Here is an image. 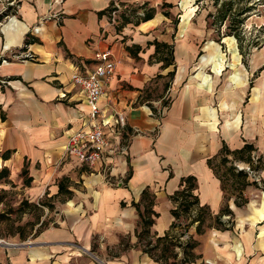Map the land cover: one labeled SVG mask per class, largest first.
Listing matches in <instances>:
<instances>
[{
    "label": "crops",
    "instance_id": "0c3cea01",
    "mask_svg": "<svg viewBox=\"0 0 264 264\" xmlns=\"http://www.w3.org/2000/svg\"><path fill=\"white\" fill-rule=\"evenodd\" d=\"M18 1L0 21V152L10 151L0 169L22 181L26 168V197L50 199L56 224L11 255L9 264H162L137 244L141 222L132 202L144 188L154 193L152 230L162 235L175 221L169 196L193 176L199 204L217 214L225 195L209 159H217L223 144H253L264 169L263 79L261 91L244 83L237 44L229 51L235 63L226 66L223 42L207 38L203 18L195 24L189 13L172 25L171 1H164L171 4L167 14L155 11L139 23L134 16L123 22L119 13L111 22L108 9L117 0ZM28 34L35 40L24 45ZM155 41L172 46L168 65ZM105 50L115 68L99 100L102 120L123 114L127 150L89 165L64 154L68 137L92 124L71 74L81 64L93 66ZM231 66L237 68L229 75ZM60 180L68 197L57 195ZM252 186L243 191L244 205L226 199L231 229L189 230L197 245L188 264H264V187Z\"/></svg>",
    "mask_w": 264,
    "mask_h": 264
},
{
    "label": "rangeland",
    "instance_id": "374dc122",
    "mask_svg": "<svg viewBox=\"0 0 264 264\" xmlns=\"http://www.w3.org/2000/svg\"><path fill=\"white\" fill-rule=\"evenodd\" d=\"M164 1L174 2L173 6H176V9L172 8L174 11L169 17L172 25H177L180 17L189 15V13L195 24L200 18L204 19V25L210 30L207 38L214 42H223L222 45L227 58L225 60L226 66L235 63L236 56L234 54L233 58L232 53L229 51H231L232 46L240 43L242 54H240L241 62L238 67L243 64L247 69L246 72L243 71L245 72V79H247L244 83L249 87L256 86V91H261L258 84L261 83L259 78H262L263 83L261 85L264 86V0H216V2L215 0H159L158 3L156 0H117V4L121 10L137 9L143 12L154 7L155 11L165 13L171 8L164 4ZM227 1H230V4L224 6L223 4ZM18 3V0H0V15L6 18L8 14L14 13ZM218 8L225 11L227 15L221 23H219L221 13L216 12ZM239 19H242V23H238ZM229 31L238 34L239 39L234 38L232 35H226ZM231 67L229 75L232 71L235 72L237 68ZM239 77L241 78L240 73ZM249 90L251 91V89ZM153 93L154 95L158 94L155 91ZM248 96L249 94L246 93L245 99ZM256 153L257 156H263L258 151ZM214 162L218 167V171L222 173L225 166L220 164L219 158ZM237 164L239 166L245 165L241 162ZM253 175L257 182L252 188L259 190L264 187V169L262 168L258 172L255 171ZM20 176L22 181L19 178H0V264H6V262L9 264L11 255L23 251L24 245L21 244L29 243L40 231L56 224L54 204L45 196L37 200L26 197L22 185L26 175L20 174ZM227 187L228 193H232V187L229 185ZM40 202L48 203L49 206L41 205ZM198 212V206H192L189 213L181 212V216L177 220L179 225L174 229L175 234H180L185 229L188 230L179 238L183 243L182 245L188 239L189 230L196 225L194 223L192 226H187L186 223L190 220V217L196 216ZM209 221L210 219L206 218L204 224ZM175 251L178 252L177 257L175 259L169 257V262H178L183 256L182 248L176 247Z\"/></svg>",
    "mask_w": 264,
    "mask_h": 264
},
{
    "label": "trees",
    "instance_id": "16d2710c",
    "mask_svg": "<svg viewBox=\"0 0 264 264\" xmlns=\"http://www.w3.org/2000/svg\"><path fill=\"white\" fill-rule=\"evenodd\" d=\"M164 4L171 6L169 3ZM228 4H230V1L225 2L223 5L226 6ZM216 12L218 14L221 13V17L219 19V23H221V21L225 20L227 16L226 12L219 8L216 9ZM154 14V7H151L143 12H140L137 9H122L119 11V18L124 22L129 21L131 16H134L136 18L134 22L139 23L141 21L144 22L151 19ZM165 14H167V12H165ZM2 18L3 15H0V21ZM238 23H242V19H239ZM226 35H232L234 38L239 39L238 34L231 33L230 31L227 32ZM34 40L35 38L28 34L25 37L24 45H27ZM238 47L241 51L240 43H238ZM24 48L25 47L23 46V49ZM159 49L162 50V53H165V55L161 57L163 60V65H168L171 63L173 61L172 46L164 42L155 41V52ZM168 74L171 76L173 72H169ZM256 152V147L250 143H245L241 148L237 149H230L226 144H223L217 157L219 158L220 164L225 166V169L222 171V173L218 171V167L215 162H212L209 159V165H211L214 173L219 177L221 181V188L225 195V202L217 214L213 215L206 205L199 204L198 197L194 193L196 186L195 178L193 176H187L183 178L182 186L169 196L170 200L174 204V207L171 209V214L173 215L175 221L170 224L169 229L166 230L162 235H157V233L152 230L154 218L158 215V213L153 210L155 195L148 188H144L141 192L139 201L132 202V205H134L138 211L141 222V228L137 232V244L141 247V249L155 261H158L162 264H188L193 261L196 257L193 249L197 245V241L190 234L186 233L188 239L184 245H182L183 243L179 238L182 236V234H184V232H187L188 230L185 229L180 234L174 233V229H176L179 225L177 220L181 216V212L184 211L189 213L192 206H198L199 212L196 216L190 217V220L186 223V225L190 226L196 223V233H203L205 228L210 227L220 230L231 229L234 224V214L229 208L226 199L230 196H234V203L237 207L244 205L248 201L244 196L243 191L247 186L254 185L257 182L255 177H253V173L255 171L258 172L262 167V156H257ZM9 155V150L0 152V158L2 159H7ZM238 162L248 165L249 170L245 168H238ZM21 175H26V177L23 179V184L29 185L31 178L27 177L26 168L21 170ZM7 176L8 170L5 167L1 168L0 178H5ZM228 185L232 187V193H228ZM60 194L66 195L67 197L70 195V190L67 189V185L62 180H60L58 183L57 195ZM39 204L49 206L48 203L44 202H40ZM224 215H228V219L223 220L222 216ZM206 218H209L210 221L207 224H204ZM176 247L182 248L183 256L178 260V262H169V257H172L173 259L177 257L178 252L175 251Z\"/></svg>",
    "mask_w": 264,
    "mask_h": 264
},
{
    "label": "built area",
    "instance_id": "2783aa9c",
    "mask_svg": "<svg viewBox=\"0 0 264 264\" xmlns=\"http://www.w3.org/2000/svg\"><path fill=\"white\" fill-rule=\"evenodd\" d=\"M120 10L117 1H113L108 9L112 23L116 22ZM114 68L110 52L105 50L96 56L93 66L81 64L76 66L71 74V82L85 95V101L89 106L88 116L92 124L68 137L64 154L74 156L89 165H93L104 155L124 153L127 150V142L122 139L126 129L125 117L123 114H117L113 116L111 122L103 121L99 105L104 85L112 78ZM237 166L249 170L246 164Z\"/></svg>",
    "mask_w": 264,
    "mask_h": 264
},
{
    "label": "water",
    "instance_id": "95a60500",
    "mask_svg": "<svg viewBox=\"0 0 264 264\" xmlns=\"http://www.w3.org/2000/svg\"><path fill=\"white\" fill-rule=\"evenodd\" d=\"M21 245H26V244H21Z\"/></svg>",
    "mask_w": 264,
    "mask_h": 264
}]
</instances>
